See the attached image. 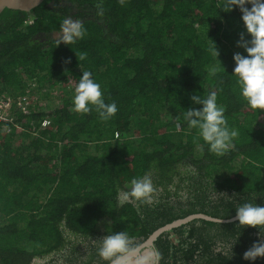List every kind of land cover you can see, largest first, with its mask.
Segmentation results:
<instances>
[{
	"label": "trees",
	"instance_id": "1",
	"mask_svg": "<svg viewBox=\"0 0 264 264\" xmlns=\"http://www.w3.org/2000/svg\"><path fill=\"white\" fill-rule=\"evenodd\" d=\"M49 1L0 13V95L36 92L48 103L0 120V264H106L92 241L125 232L137 247L178 219L146 246L159 253L153 264H264L243 259L258 229L234 219L237 204L264 205V110L247 105L232 75L233 53L244 51L238 8L225 12L227 0ZM67 17L82 23L83 39L60 43ZM84 71L106 103L116 102L111 120L73 111ZM211 91L239 133L222 156L183 120L200 107L190 96ZM145 174L153 202L120 205L118 194Z\"/></svg>",
	"mask_w": 264,
	"mask_h": 264
},
{
	"label": "clouds",
	"instance_id": "2",
	"mask_svg": "<svg viewBox=\"0 0 264 264\" xmlns=\"http://www.w3.org/2000/svg\"><path fill=\"white\" fill-rule=\"evenodd\" d=\"M120 2L123 4L124 0ZM225 7L228 8L225 12L232 11L234 7L238 8L244 28L238 34L236 41V47L244 51L243 53L235 52L232 57L235 65L232 75L235 76L239 95L250 108L264 110V0H227ZM60 29V43H74L86 35L82 23L71 17L63 19ZM209 51L218 58L220 51L216 44ZM85 58L86 54L81 53L79 59L84 60ZM217 72L218 68L213 67L209 74L215 76ZM92 75L90 71L82 73L72 96L73 111L88 114L94 110L101 121L107 122L116 115L118 107L115 101L106 103L101 85L92 78ZM190 100L200 107H190L184 110L183 120L188 128L197 131L198 137L208 145L209 152L218 156L226 154L234 147V141L239 133L229 126L225 115L226 109L218 104L217 92L211 91L203 96L193 94ZM179 120L180 118L177 117V128L180 127ZM130 184L129 190L118 194L120 205L128 202L146 204L153 202L155 189L150 175L145 174L142 177L133 178ZM235 213L234 219L238 222L239 228L258 229L259 239L243 253V259L256 261L258 258H264V205L246 201L236 205ZM238 237L239 235L229 246L231 251L238 242ZM92 243L96 247L97 256L106 264H150L153 256L159 259L158 252L140 255L141 249L131 245L125 232L108 234ZM218 251L221 255L225 254L223 245Z\"/></svg>",
	"mask_w": 264,
	"mask_h": 264
},
{
	"label": "built area",
	"instance_id": "3",
	"mask_svg": "<svg viewBox=\"0 0 264 264\" xmlns=\"http://www.w3.org/2000/svg\"><path fill=\"white\" fill-rule=\"evenodd\" d=\"M32 88L36 87L35 84H31ZM37 105L39 107H37ZM44 108V101L39 100V96L36 92L18 95L14 97H3L0 95V120L6 121L5 119L9 116L12 110L27 112L30 109ZM50 120L48 118L42 119L40 127L44 128L48 126ZM5 132L10 131L8 124L4 123ZM15 132H22L24 128L17 124H14Z\"/></svg>",
	"mask_w": 264,
	"mask_h": 264
},
{
	"label": "water",
	"instance_id": "4",
	"mask_svg": "<svg viewBox=\"0 0 264 264\" xmlns=\"http://www.w3.org/2000/svg\"><path fill=\"white\" fill-rule=\"evenodd\" d=\"M43 0H0V13L5 9H15V10H22V11H30L36 6H38ZM193 217V216H190ZM189 217V218H190ZM209 218V217H206ZM183 220L178 219L174 222L166 224L164 226L159 227L156 229L144 242H142L139 246L140 249L142 247H146L150 245L153 239L162 231L169 229L177 224H180ZM147 251V250H146ZM148 252V251H147ZM155 257V256H153ZM152 257V258H153Z\"/></svg>",
	"mask_w": 264,
	"mask_h": 264
},
{
	"label": "rangeland",
	"instance_id": "5",
	"mask_svg": "<svg viewBox=\"0 0 264 264\" xmlns=\"http://www.w3.org/2000/svg\"><path fill=\"white\" fill-rule=\"evenodd\" d=\"M57 94H58V93H57ZM43 101H44V103H45V107H44V108H48V103H47V101H46V100H43ZM91 146H93V145H91ZM146 250H147L148 252H147ZM149 253H152V252H151V250H150L148 247H142V248H141L140 255H148ZM150 264H153V258H152Z\"/></svg>",
	"mask_w": 264,
	"mask_h": 264
},
{
	"label": "flooded vegetation",
	"instance_id": "6",
	"mask_svg": "<svg viewBox=\"0 0 264 264\" xmlns=\"http://www.w3.org/2000/svg\"><path fill=\"white\" fill-rule=\"evenodd\" d=\"M54 2H55V1H53V0H52V1H49V2H48V5L53 6V4H56V3H54Z\"/></svg>",
	"mask_w": 264,
	"mask_h": 264
}]
</instances>
